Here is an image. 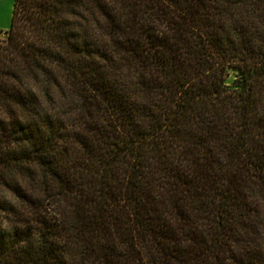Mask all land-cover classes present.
I'll use <instances>...</instances> for the list:
<instances>
[{
  "label": "trees",
  "instance_id": "1",
  "mask_svg": "<svg viewBox=\"0 0 264 264\" xmlns=\"http://www.w3.org/2000/svg\"><path fill=\"white\" fill-rule=\"evenodd\" d=\"M0 264H264V0H14Z\"/></svg>",
  "mask_w": 264,
  "mask_h": 264
},
{
  "label": "rangeland",
  "instance_id": "2",
  "mask_svg": "<svg viewBox=\"0 0 264 264\" xmlns=\"http://www.w3.org/2000/svg\"><path fill=\"white\" fill-rule=\"evenodd\" d=\"M14 0H0V29H7L10 24ZM233 74L228 78L231 81Z\"/></svg>",
  "mask_w": 264,
  "mask_h": 264
}]
</instances>
